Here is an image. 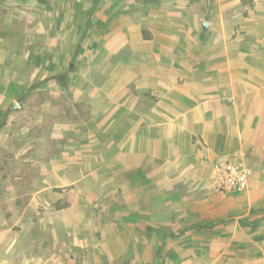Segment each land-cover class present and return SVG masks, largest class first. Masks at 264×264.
Instances as JSON below:
<instances>
[{
    "label": "crops",
    "instance_id": "crops-1",
    "mask_svg": "<svg viewBox=\"0 0 264 264\" xmlns=\"http://www.w3.org/2000/svg\"><path fill=\"white\" fill-rule=\"evenodd\" d=\"M34 94L65 115L38 191L63 207L0 218V264H264V0H0V144ZM229 166L245 190L220 191Z\"/></svg>",
    "mask_w": 264,
    "mask_h": 264
},
{
    "label": "rangeland",
    "instance_id": "rangeland-1",
    "mask_svg": "<svg viewBox=\"0 0 264 264\" xmlns=\"http://www.w3.org/2000/svg\"><path fill=\"white\" fill-rule=\"evenodd\" d=\"M186 19L187 21L198 22V19L195 16H191L190 18L188 16ZM200 19L205 20L206 17L203 18L202 16V18ZM199 32L200 34H202L200 31V27L199 29L196 28L192 34L199 35ZM196 38L197 36L194 37V40H196ZM198 38L202 43L207 39L203 35L198 36ZM197 42L194 41L192 43L193 46L191 47V51L194 54H198L202 50L200 43ZM182 51L183 48H179V56L181 55ZM200 66L201 64L198 63L194 65V69H200ZM184 68L185 63H183L182 65L179 64V70L184 71ZM30 97L31 99L29 101L35 108H31L28 110L27 117L23 116L20 119H15L16 122H7L8 125L6 126V128H3L2 132H5L7 134L9 133V135H15L17 137V140H13L12 136V142H10L9 139H6L4 143L0 144V199L9 200L10 198L17 197V199L19 200L16 205L11 206L10 203H7V205L0 206V218L2 219L7 215H20L25 209V204H27L33 198H47L52 203V206L57 207L58 209L63 207V192L61 190L52 189L45 193L38 192L43 187V179L45 178V176H43V174L41 173V168L48 162H54L53 158L56 157L60 151L57 139L55 137L53 138V136L55 135L53 132V124L55 122L57 123L58 121H62L65 118L64 113L60 112L58 109H53L48 113H42L39 109V106L41 105L42 101L50 100L53 106L57 107L60 101V97H43L37 94L31 95ZM41 114H44V116L48 115V120H45L44 118V122L40 121ZM38 116L39 121H36L35 118ZM86 117L87 115L83 113L82 119L84 120ZM31 119L33 120L32 122ZM5 123L6 122H3V125ZM85 134L86 131L83 129L82 135L84 136ZM41 139H43L44 141L43 145L41 144ZM10 146H12L11 150H13L14 148H17L18 150L27 148L28 150L23 155H21L19 152V156L17 157V160H15L13 153L11 154V156L9 155ZM29 155H32V160L25 162L24 158ZM15 170L17 173L10 174V171L14 172ZM68 175L70 178H73L74 176H77V171L71 168L68 170ZM59 177L60 176L57 175H50V178L52 180L51 183H58ZM262 194L264 193H259L258 197L260 198ZM34 209L37 213H42V208L40 205L34 207ZM36 212L33 211L32 214H36ZM30 213L31 211L28 210L27 214L29 215ZM166 224L167 223L162 224L163 229L169 228ZM186 225L187 224L184 223H178L176 225L177 227L175 230L179 235L180 232L184 233V231L186 230ZM166 241L167 240L165 239L161 241L153 238H147L146 244L153 246H158L161 244V246H164L166 244ZM181 242H185V240ZM110 246H112L114 249L118 248V244L115 243L114 240L110 242ZM183 247H185V245H183ZM18 250L20 253L11 257V261L13 260V264L20 262L25 256L32 254V248L24 244H22V246H19ZM84 255L86 259L91 258L89 252L85 251ZM7 259L9 260V262H11L9 256H7ZM203 260L205 259L198 258L194 260V262L202 263ZM149 261L154 262L152 258H147V262Z\"/></svg>",
    "mask_w": 264,
    "mask_h": 264
},
{
    "label": "built area",
    "instance_id": "built-area-1",
    "mask_svg": "<svg viewBox=\"0 0 264 264\" xmlns=\"http://www.w3.org/2000/svg\"><path fill=\"white\" fill-rule=\"evenodd\" d=\"M216 182L221 192L226 190L243 191L247 187V177L240 166H229L218 172Z\"/></svg>",
    "mask_w": 264,
    "mask_h": 264
},
{
    "label": "water",
    "instance_id": "water-1",
    "mask_svg": "<svg viewBox=\"0 0 264 264\" xmlns=\"http://www.w3.org/2000/svg\"><path fill=\"white\" fill-rule=\"evenodd\" d=\"M202 26L205 28V27H207V23H205V22H203L202 23ZM18 106H17V104H13L12 105V108H17Z\"/></svg>",
    "mask_w": 264,
    "mask_h": 264
},
{
    "label": "trees",
    "instance_id": "trees-1",
    "mask_svg": "<svg viewBox=\"0 0 264 264\" xmlns=\"http://www.w3.org/2000/svg\"><path fill=\"white\" fill-rule=\"evenodd\" d=\"M3 124L0 125V127L2 126Z\"/></svg>",
    "mask_w": 264,
    "mask_h": 264
}]
</instances>
